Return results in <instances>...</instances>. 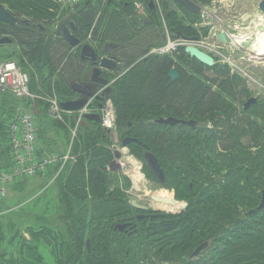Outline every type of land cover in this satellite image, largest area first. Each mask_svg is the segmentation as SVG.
<instances>
[{"label":"trees","instance_id":"obj_1","mask_svg":"<svg viewBox=\"0 0 264 264\" xmlns=\"http://www.w3.org/2000/svg\"><path fill=\"white\" fill-rule=\"evenodd\" d=\"M142 1V4H147L144 0ZM52 2L53 0H0V5H4L18 20L15 26L0 22V39L7 36L13 40L12 45L0 46V61H16L27 73L33 69L37 72L40 68L46 70V72H39L36 88L29 86L30 91L49 97L56 96L57 92L61 98L65 99L60 102H64L75 99V93L71 86L74 83L83 82L85 73L91 66L89 61L81 59L80 49L73 50L60 36L51 34L45 27L52 19L46 15L52 16L49 11ZM94 2L101 3L100 0H89L85 4L78 5L82 7L76 13L79 25L74 22L77 27L76 36L82 44H91L102 56L114 58L125 67L124 73L118 75L110 96L119 116L117 130L122 129L124 123L128 128L127 123L130 121L133 129L127 130L129 135L142 142L155 155H158L159 152L164 153L171 165L178 161L175 159L183 157L186 166L190 168V159L195 155V152L175 140L183 137L193 138L192 132L189 130L167 131L160 134L159 126L153 125L152 121L163 117H173L179 120L195 118L199 122L205 121L207 125L197 133L199 140L196 144L218 158L219 164H211V169H207L209 171L207 174L210 173V170H214V167H222L227 171L224 176L226 177V189L219 193L217 192L218 185L214 186L213 193L208 194L201 201L202 206L197 204L198 207L188 209L182 216L185 219L183 225L188 229V233L190 234L191 230L192 234L194 229L197 232L192 234L193 237H187L183 241L180 235L182 232H180L176 235L181 240L180 243L174 241L169 243L168 247H174L176 255L178 254L177 258H174L172 251L164 253L163 249L157 247V252L153 254L156 257L155 260L148 257L147 252L144 253L145 263L140 257L134 259L128 242L131 244L139 241L144 244L147 238H144L143 231H139L136 236H127L118 230H113L121 213L129 209L127 196L121 187L113 189L112 193L108 191L110 180L107 166L112 161V153L103 144L107 140V136L101 132L102 129H97L101 123L83 120L80 126L83 130L81 135L83 146H78L76 150V152L80 150V157L76 158L71 153L75 157V161L72 163L75 165L73 177L67 183L61 180L59 187L61 194L66 192L68 195L71 193L73 196L82 197L80 202L84 205L81 208L85 215L81 221L83 230L90 231L93 228V233L89 238L92 239V246L96 243V248L92 247L91 255L86 251L83 258L81 249H79L81 245L83 246L82 239L80 240V236H78L74 249H79V251H73L72 247L69 248L70 251H67L69 253L68 261L65 264H168L180 261L184 264H190L192 261H195V264H209L199 260H190L186 256L197 245L203 243V239L207 238L210 233L215 234L218 231L222 233L223 228L227 225L231 228L241 225L242 218H234V210L237 206H242L241 200L244 197L236 186L243 178L244 181H249L247 175L244 177L241 175L246 170L245 166L252 170L256 168V162H258L261 170H264L263 133L225 98L224 94L237 101L246 97L244 92L238 93L239 81L236 75H232L229 68H218L216 65V67L208 68L189 57L184 49H180L172 56L153 55L151 54L152 48L160 44L158 28L161 19L152 17L153 22L146 24L145 19L136 17L135 6L129 0L108 1V4L106 1L104 3L105 9H107L105 14L99 12V4L92 5L95 4ZM165 6L167 12L170 13V15L165 14L167 25L180 31L185 37H196L195 31L191 27H183L181 20L174 22L178 14H182L180 17H184L183 13L169 11L168 6ZM108 9L113 10L110 12ZM184 11L188 12L185 9ZM191 15L193 16V14ZM80 31L83 32L84 38L78 33ZM7 48H17L18 50L9 55L7 52L5 53ZM175 56L176 58H174ZM178 62L185 64L190 71L182 68ZM173 68L179 74L177 80H172L169 77V72ZM213 87L216 89L214 90ZM17 103L29 106L31 101L17 100L7 95L0 97V145L4 146V151H8V158L10 144L7 124ZM40 104L43 103H36L37 109L40 108ZM95 107L97 109L98 104ZM41 113L42 111L39 109V115L36 116L38 132L42 128V117H44ZM167 137L174 140V147H180L179 151L167 147L170 141L168 140L166 143L163 141V138ZM98 139L103 146L96 148ZM132 146L135 150L141 149L138 144H132L130 147ZM254 147L259 149L256 157L251 153V149ZM42 150L45 153L57 152L61 155L65 153L56 149L45 150L42 148ZM230 151L234 153L235 157H233V161L228 162L224 154ZM203 160H210V158L203 157ZM237 164H240L239 168ZM8 166L9 163L2 164L0 168ZM59 168L60 165H56L51 167L50 171H54L53 174H55ZM67 169H64L59 178H67L68 173L65 172ZM192 169L195 170L194 167ZM203 175H206V171ZM200 176L203 178L202 175ZM86 187L90 189L88 191L92 195L91 202H88L86 195L88 188ZM90 203L95 215L86 218ZM105 211L107 213L100 220L98 216ZM262 213L264 211L258 213L252 220ZM104 218L107 221L110 220V223L105 227L102 226ZM172 219L173 217H170L168 220ZM234 220L235 222L231 224ZM154 221H157V218H154ZM175 228V223L166 222L160 225L152 224L144 232L148 233L146 236L151 238L159 236L163 231L171 233ZM237 233L238 230H235L234 240H231L230 243L225 241L221 244L222 249L218 248V252L212 258V264H264V234L256 231L244 235ZM38 235L42 236L41 233ZM197 241L198 243L194 246L193 243ZM5 252L3 243L0 255ZM183 257L186 259L183 260ZM40 262L43 263V260L41 259ZM60 262L61 260L56 264H60ZM34 263L39 264L37 261Z\"/></svg>","mask_w":264,"mask_h":264},{"label":"rangeland","instance_id":"obj_2","mask_svg":"<svg viewBox=\"0 0 264 264\" xmlns=\"http://www.w3.org/2000/svg\"><path fill=\"white\" fill-rule=\"evenodd\" d=\"M106 1L108 4V1L116 0H100L101 3L94 2L95 4H92V2L91 4L93 6L99 4V12L101 14H105L107 12V9H105L104 7V3H106ZM193 1L198 2L200 5H209L211 7V10L206 11L203 9L200 14L193 16L189 12L184 11V17H180L182 16V14H178L174 22L176 23V21L181 20L182 25H184L183 27H191L195 31L198 42L195 44H190L197 46L204 52L211 55L215 59L216 66L218 68H229L232 72V75L237 76L240 85L238 93L244 92L247 96L246 98L256 97L259 99L258 107L252 110L251 113L247 115V117L251 121H256L257 125L262 127V141L264 142V64L257 63L255 62V60L252 61L250 55L247 52L250 44L251 46L254 44V40L246 39L242 41L244 48L240 47V49L238 50L236 49L237 45H235L232 40L231 42H229L230 44L228 43L224 45L217 39V35L221 31H224L229 36V33L232 32V27L236 23L244 22L251 14L256 12L262 0ZM129 2H132L133 4L137 2L143 3V1L141 2V0H129ZM144 2L148 3V0H144ZM162 6L166 12V6ZM81 7L82 6L78 5H70L64 0H53L49 10L52 16L46 14L48 17H52V19L48 21L45 27H47L51 34L56 35L58 27H60L61 25L68 26L70 21H73V23L75 22L77 25H79L76 18V13ZM108 10L111 12L113 9ZM140 18L142 19V17ZM78 33L81 34V37L84 38V34L82 31ZM230 38L232 37L230 36ZM72 49L74 50L75 48ZM17 50V48H7L5 53L7 52L9 55H11V53L13 54ZM174 58H176V56ZM179 64L182 68L190 71V69L185 64L181 62ZM40 71L46 72V70H42V68H40L38 72L34 69L28 72L29 79H31V83L29 81V86L36 88V79L38 78V74ZM117 78L118 76L111 78L113 86ZM213 89L215 90L216 87H213ZM55 95V100L58 101V103H62L60 102V100H65L61 98L57 94V92L55 93ZM224 96L225 98L227 97L226 94H224ZM244 99L236 101L234 104L235 107L240 111L242 110V103L246 102ZM42 103L43 104H40L39 109L40 111H42L44 119L42 121V128L40 129V132L37 133L39 145H41L45 150L56 149L65 153L70 152L76 158L80 157V150H78V152H76V150L78 146L82 145L83 140L81 139V135L83 133V130L80 126L84 118H79L78 112H73L72 117H69L66 114L61 115L60 110L53 112L47 102ZM94 103L92 104V108L94 109L93 111H98L95 107L96 102ZM103 105L104 107L108 106V108H112L114 110L115 128L117 130V119L119 116L117 114V108L115 104L109 99L104 102ZM104 112L105 111L103 108L101 110L102 116ZM257 115H260L262 117V120H260V122L258 121ZM200 122V124H202V127L207 125L205 124V121ZM127 124L128 127L132 126V123L130 121ZM123 125V128L118 130L119 138L123 137L127 133V125L125 123ZM100 127H98L97 129H102L101 132L107 136V140H105L103 144L112 153V161L107 166L110 180L108 190L109 193H112L113 189L121 187L123 191H127V197H129L132 201L141 200L140 202H149V204H151L152 208L154 209L153 213L156 214L158 212L157 210H160L162 214L165 215V217H173L174 219L175 215L178 214L177 210H168L167 207H156L150 202L149 198H146L143 195L144 190H148L152 194H154V196L163 194L174 198L173 192L170 191V189L168 191L162 190L150 178L145 179L143 177V174H145L146 171V167L144 166L145 169H143L141 165L142 162L140 161L142 160L144 151H141V149L135 150L133 146H129L127 148L122 147L120 143L117 144L116 141L112 139V133H109V131L103 125H101ZM50 129H53L54 131L56 129L59 132L61 141L53 138L54 140L49 142L50 140L48 137H50ZM158 131H160L159 133L162 132L161 129H159ZM107 141L108 144H106ZM103 144L99 142L98 139L96 148H98V146H103ZM4 150V146L0 145V166L2 164H10L8 151ZM254 152L256 151L251 150V153ZM202 154L203 157L211 158L212 164H219L217 160L218 158L215 157L214 154L209 156V153H207L205 150H203ZM224 156L226 159L235 157L232 151L224 154ZM72 162L69 163L71 165L67 163L65 165L66 167L61 169L59 173L53 174L54 171L52 172V170L50 171L49 169V173L45 176H42L41 178L26 179L24 177H20L18 179V182L11 188L8 197L4 200H0V249L2 248V245L4 243L6 250L4 254L0 255L1 264H35V261H37V263L39 264H43L44 262L47 264H56L59 260H61L60 264H65L66 261H68L67 255L69 253L67 251H70L69 248L71 247L73 251H79V249H81L80 252H82L84 258L86 252V241L90 237V234L93 233V228L90 231L83 230V223L81 221L84 219L85 215L82 211L83 209L81 208V206L83 205L80 202V200H82V197L78 195L73 196L71 195V193L68 195L66 194V192L61 194V188L59 187L61 180L67 183L69 179H72L74 174L73 171L75 170V165L72 164ZM237 167L239 168L240 164H237ZM65 168H68L67 170H65V172L68 173L67 178H59ZM212 171L213 172L208 175V179L212 181L213 186L218 185L219 189H217V192L222 193L223 189H226L225 184L222 183L226 170L222 167H214V170ZM241 175H243V177L244 175H247V177L250 176V178L248 177V183L247 181L245 182L243 178V180H241L240 183L236 186V188L241 191L244 197L243 200H241L242 206H237V208L234 210V218L243 217L241 225L236 226V228L234 227L235 230H238V235L247 234L251 228L257 229L260 228L261 225L264 226V213L257 216L255 220H252L251 222L247 219H244V213L250 211L251 208L255 207L260 202L258 200L260 199L261 191L264 188V172L261 170L258 162H256L255 169L251 170L249 167H247L245 172L241 173ZM258 177H261V183L259 184L254 181V178L257 179ZM88 190L90 189L88 188L86 190V195L88 197V202H91L92 195ZM254 195L256 197H254ZM68 203L70 204L68 205ZM90 205L92 204H89L90 210L88 209L89 213L86 214V218H90L91 215L92 217L95 215L94 209L92 210ZM179 205H181V203H179ZM105 213H107V211L102 212L101 215L98 216L100 220L104 217ZM167 222H175V219L167 220ZM234 222L235 220L232 221L231 224H233ZM109 223L110 220L107 221L106 218H104L102 226L105 227V225ZM162 223L166 222H162L160 219L158 220V222H156L151 219L140 225V232L143 231L142 234L144 238H147V241H144V244H141V242L139 241L132 242L131 244L130 242H128L134 259H139L138 257H140V259H142V262L145 263L146 259L144 253L147 252V256L155 260L156 257L153 254L157 252V247L163 249L164 253L172 251L174 258L178 257V254L176 255L174 247H168L169 243L174 240L172 237L176 234V232H172L169 236L162 234L161 236H152L151 238H149V236H146L148 233L144 232L147 231L152 224L160 225ZM38 233H41L42 236H39ZM78 236H80V240L82 239L81 243L83 244V246L81 245V248L74 249L75 242ZM165 237H169V239L166 240L164 239ZM207 237L209 238L210 236L208 235ZM226 237L227 236L225 235L223 236L224 242ZM229 237H231V235ZM224 242H218L219 244L216 243L215 246L219 249H222L221 244ZM197 243L198 241L193 243V245L195 246ZM93 245L94 246L92 247H94L95 249L96 243H94ZM191 251H193V249ZM179 254L181 253L179 252ZM208 255V251L203 253L199 261L207 262V260H209V258L207 257ZM186 257H189V255H187ZM186 257H183L182 259L184 260V258L186 259ZM41 259L43 260V263L40 262ZM191 263L195 264L196 262L192 261ZM168 264L184 263L180 261Z\"/></svg>","mask_w":264,"mask_h":264},{"label":"flooded vegetation","instance_id":"obj_3","mask_svg":"<svg viewBox=\"0 0 264 264\" xmlns=\"http://www.w3.org/2000/svg\"><path fill=\"white\" fill-rule=\"evenodd\" d=\"M151 1L154 4V7H155L154 10L149 9V3ZM172 1L175 3V7L177 9V12L183 13L184 12V9L187 10L184 6L179 5L175 0H172ZM190 1L193 2V3H195V4H197V5H199V6H209V5H200L198 2H195L193 0H190ZM162 5H166V4L163 3V2H161L160 0H150L147 4H144L143 5L142 10H139L138 11L136 9V7L134 9V11L136 13L135 14L136 17H138V18L142 17L143 20L144 19L145 20L147 19L146 20V24H148L149 22H150V24L152 23V21H153L152 17L154 19L155 18L161 19L160 26L158 28V30H159V36H160V44L157 45L156 47H153L152 50L153 49H156V48L162 47L166 43V41H167L168 38L173 39V40H176L175 37L178 34L182 35L180 31L176 30L175 28H170L169 25H167L166 19H165V14H167L168 12H167V10L165 12V9H163V6ZM169 11H171V10H169ZM202 11H203V9L201 10V12ZM200 13H198V14H200ZM191 14H193V13H191ZM168 15H170V13H168ZM193 15H197V14H193ZM69 24H68V27H69ZM221 32H224V31H221ZM225 34H226L227 40H228V35H227V33H225ZM75 35H76V33H75ZM162 37H163V41H162ZM187 38H193V37H187ZM184 42L190 44V42H187V41H184ZM197 42H198V39H197V41L195 43H197ZM228 43H229V40H228ZM185 48L186 47H184V48L180 47L177 51H179L180 49H184V51H185ZM153 55L162 56V55H158V54H153ZM172 55L173 54H171V55H165V56H172ZM215 65H216V63H215ZM106 76H108V74H106ZM116 76H118V75H116ZM112 77H115V76H112ZM226 98L232 104V106L235 107L234 104H235V102L237 100H235L231 96H228ZM252 99L255 100V102L252 103L248 107V109H246L245 108V105L247 104V102L249 100H252ZM244 100L246 102L242 103L243 105H242V110L241 111L238 108H236V107L235 108L238 109L240 112H242L243 115H245L247 117V115H249L252 110H254V109H256L258 107V105H259V99L256 98V97H250V98L248 97V98H246ZM94 102H95V100L93 101V103ZM96 103H98V102L96 101ZM89 108L92 109V105ZM96 113H99V112L96 111ZM163 118H165V117H163ZM168 118H170V117H168ZM171 118H173V117H171ZM257 118H258V121L259 122H260V120H262V117L260 115H257ZM182 120H187V121L192 120V121H195L196 124H195L194 127H191V126H180V125H177V126H174V127L168 126V125H158V126H159V129H161V131H162L160 134H163V133H165L167 131H177L178 132V131H188L189 130V131L192 132L191 135H192L193 138L183 137V138H176V140H175V141H179V144L180 145L182 143L186 147H188L189 149H191V150H193L195 152V155H193L191 157V159H190L191 160L190 161V168H188L186 166L187 164L185 163V160H184L183 157L181 159H175V160H178V161H175L174 162V165H171L170 161L168 160V157L164 153L159 152L158 155H155L145 145H143V146L139 145L141 147V149L144 151L143 152V156H142V160L140 161V162H142V164H141L142 165V168L145 169L144 166L146 167V171H145V174H143V177L145 179L146 178H150L154 183H156L160 187V189L165 190V191H168L170 189V191L173 192V196H174L175 199L173 197H171V196H167V195H164L163 196L162 195L163 198H164V200H161L162 201L161 204L163 206L165 205L166 207H173L171 205L174 204L175 206L178 207L177 208V213L178 214L175 215V218H174L175 219V222H173V223L176 224V228H175L174 231H172V232H176V234L172 238L174 239L173 240L174 242H179V243H180L181 240H179V237L176 236V235H178L180 232H182V234H180L181 237H182V241L185 240L187 237H193V235L196 234V232H197V230L194 229L193 232H192L193 235L191 234V230H190V234L191 235L188 233V229L186 228V226L183 225V223L185 222V219L182 218V216L185 214V212L188 209H190V208L192 209V208L198 207L197 204H201L202 203L201 201L205 197H207L208 194L213 193V191H214V186L212 185V181L210 179H208V175L211 173L212 170H210V173L207 174L209 172L207 169H211L210 167H211V164H212V162H211L212 160L210 158V160L204 161L203 160V154H202V152L205 149L197 146V144H196V142L199 140L197 138L198 137L197 136V133H199V131L202 130V128H203L202 127V124H200V122L198 120H196L195 118H188V119L187 118H184ZM251 122H253L258 127V129L260 131H262V127H260L259 125H257V122L256 121H253L252 120ZM132 129H133V127L132 126H129L127 130L129 131V130H132ZM117 136H118L119 143L121 144V141L124 138L130 137L132 135H129L127 133L126 136L124 135L123 137H120L119 138V131H118L117 132ZM130 138H134V137H130ZM168 140L170 141L168 143V146H167V147H169V149H173V150H176L177 149V151L180 150V147L179 148H175L174 147V140L172 138H168V137L167 138H163V141L165 143L168 142ZM204 141H206V140H204ZM131 145L132 144H130L129 146H131ZM165 149H166V147H165ZM147 150L150 151V152H152L155 155V157L157 158V160H158V162L160 164V167H161V169L163 171L164 180H161L158 177H156L149 170V168L147 167V164H146V162L144 160V153ZM251 150H255L257 152V150H259V149H256L254 147V149H251ZM256 152L253 153V156L254 157L257 156V153ZM210 155L211 154H209V156ZM227 161L228 162L233 161V157L230 158V159L228 158ZM204 163H205V166H204ZM191 167L192 168L194 167L195 170H193ZM245 168H247V167L245 166ZM205 171H206V175H203L205 173ZM263 172H264V170H263ZM200 175H202L203 178H201ZM223 179L224 180L222 181V183L226 184V177H224ZM247 180H249V179L247 178ZM255 181H256L257 184L261 183V177H258ZM248 182L249 181H247V183ZM217 189H219L218 186H217ZM263 190H264V188H263ZM262 191H261V197L258 200L260 202H261V199H262ZM125 193H127V191H125ZM143 195H144V197L149 198L150 199V202L152 203L151 197L154 196V194H152L148 190H144ZM126 196H127V194H126ZM157 197H158V195H157ZM254 197H256V196L254 195ZM129 199L130 198L127 197V200H128L127 203L129 205V209L127 211L121 213L120 219H119V221H116V224L113 227V230L118 229V227L120 225H127V227L121 233H123V234H125L127 236H133V235L136 236L138 234V232L140 231V225L143 224L144 222L149 221L151 219L154 220V218H157V221L156 222H158L159 219L162 222L163 221L167 222V220L169 219L168 217H165V215H163L160 210H157L160 213H158V212L156 214L153 213L154 212V209L152 208L151 204H149V202H147V203L146 202H140L141 200H136V201L134 200V201H132L131 199L130 200ZM176 200L179 203H181V205H179V203ZM260 202L255 207L251 208L250 211H253V210L257 209L258 206H259V204H260ZM202 205L203 204H201V206ZM250 211L244 213V216H245L244 219H247L248 221L251 222L254 216H256L258 213H261L264 210L259 211V212H256L253 215H249V212ZM250 217H251V219H248ZM174 219H172V220H174ZM242 221H243V217L241 219V222ZM243 225H245V224H243ZM253 231L262 232L264 234V226L261 225V227L260 228H257V229L251 228L248 233H253ZM234 232H235V228H231L230 226L227 225V226H225V228H223L222 233H220L219 231L217 233H215V234L210 233V235H209L210 237L209 238L207 237V239H204V242H203V243H207L208 244V248L204 252H202L201 255L198 258H196L194 260H200V257L202 256V254L208 251L209 252V255L207 257L209 258V260H207V262L209 264H212L213 263L212 258L218 252V248L215 246V244L216 243L219 244L218 242H224V239H223V236L224 235L227 236L226 239H225V241L227 243H230V241L233 240V234H234ZM171 233L170 232L165 233L163 231L160 235L163 234V235L169 236ZM231 234H232V236L229 237ZM164 239L168 240L169 237H167V238L165 237ZM203 243H201V244H203ZM201 244L197 245V247L200 246ZM197 247H195L193 249V251ZM193 251H191V253ZM191 253H189V256H190Z\"/></svg>","mask_w":264,"mask_h":264},{"label":"water","instance_id":"obj_4","mask_svg":"<svg viewBox=\"0 0 264 264\" xmlns=\"http://www.w3.org/2000/svg\"><path fill=\"white\" fill-rule=\"evenodd\" d=\"M161 2L168 5L171 11L177 12L175 7V3L172 0H160ZM179 5L184 6L189 12L193 14H198L202 9L206 11H210L211 8L209 6H199L190 0H175ZM149 9L154 10V4L151 1L149 3ZM258 9L264 14V0H262L258 6ZM17 18L11 13L4 5H0V22H3L10 26H15L17 24ZM77 32V27L73 22H70L69 27L67 25H61L56 34L60 36L70 47L75 49H80V57L83 61H89L90 68L85 73V81L81 83L72 84L71 88L75 94L78 95V98L75 100H69L60 103V107L62 110L67 112H78L84 109L86 106L90 104V101L98 102V109H103V103L110 99L111 93L113 91V85L111 81L112 76L121 75L125 71V67L119 63L114 58H109L107 56H102L95 48L89 43H81V40L77 38L75 33ZM176 40H183L190 43H195L197 38H187L178 34L175 37ZM217 39L222 44H228L227 36L224 32H220L217 36ZM13 40L10 37H3L0 39V45H12ZM185 53L191 57L192 59L197 60L199 63L206 67L215 66V59L202 51L201 49L194 46H187L185 48ZM108 74V76H106ZM169 77L172 80H177L179 78V74L176 69H171L169 72ZM255 100H249L245 105V108L254 103ZM86 120H90L96 123H101L102 118L99 113L93 114H84L82 116ZM154 125H168V126H195V121L192 120H179L175 118H160L152 121ZM117 144H119V140H115ZM138 144L143 146L142 142H140L136 138H124L121 141V146L126 148L130 144ZM144 160L147 164L149 170L159 179L164 180L163 171L160 167V164L155 157V155L146 151L144 153ZM149 194V193H148ZM157 196H152L151 199L155 201H159ZM264 210V190L262 191V199L257 209L250 211L249 215H253L256 212ZM127 227V225H120L118 227L119 232H123V230ZM208 248L207 243H203L198 246L191 254L190 259L198 258L202 252H204ZM86 251L89 255L92 254V240L88 238L86 241Z\"/></svg>","mask_w":264,"mask_h":264},{"label":"built area","instance_id":"obj_5","mask_svg":"<svg viewBox=\"0 0 264 264\" xmlns=\"http://www.w3.org/2000/svg\"><path fill=\"white\" fill-rule=\"evenodd\" d=\"M70 5H82L89 0H64ZM136 9L142 10V3H134ZM189 43L182 40H173L168 38L166 43L153 49L151 54L171 55ZM28 73L21 69L20 65L13 60L0 61V97L12 96L17 100L28 99L31 101L29 106L17 103L14 113L7 124V132L10 144V164L6 168H0V200L8 197L11 188L18 182L20 177L26 179L41 178L47 175L49 169L60 165L61 169L75 158L70 152L59 154L57 152L45 153L38 142V124L35 115L36 103L47 102L51 110L61 112V115L70 113L60 108V103L54 97L35 94L30 91ZM102 116V125L110 133H116L114 110L105 106ZM91 109L85 107L79 112V118L85 113H90ZM111 126V127H108Z\"/></svg>","mask_w":264,"mask_h":264},{"label":"bare ground","instance_id":"obj_6","mask_svg":"<svg viewBox=\"0 0 264 264\" xmlns=\"http://www.w3.org/2000/svg\"><path fill=\"white\" fill-rule=\"evenodd\" d=\"M228 36L229 42L235 43L236 49L243 47L242 41L246 39L254 40V44L247 49L248 54L250 55L251 60H255L257 63L264 64V14L258 9L256 12L251 14L244 22L236 23L232 27V32ZM230 36L232 38H230ZM230 44V43H229ZM187 46H194L193 44H188ZM186 46V47H187ZM244 48V47H243ZM160 119V118H159ZM158 126V125H157ZM108 127H111L108 125ZM109 130V128H107ZM110 133V132H109ZM112 139L116 140V136L112 133ZM75 158V157H74ZM72 161L68 162L71 163ZM74 162V161H73ZM72 162V163H73ZM66 167V166H65ZM163 194L158 195V200L155 201L152 199V203L156 207L165 208L166 206L161 204V200H164ZM173 207H167L168 210H177V206L172 204Z\"/></svg>","mask_w":264,"mask_h":264},{"label":"crops","instance_id":"obj_7","mask_svg":"<svg viewBox=\"0 0 264 264\" xmlns=\"http://www.w3.org/2000/svg\"><path fill=\"white\" fill-rule=\"evenodd\" d=\"M162 41H163V37H162ZM78 98V95L77 94H75V99H77ZM74 99V100H75ZM35 112H36V115L38 116L39 115V108L37 109V106H36V110H35ZM91 112H96V111H91ZM67 116H69V117H72V113H65ZM43 119H44V117H42V121H43ZM83 120H86V119H83ZM88 121H90V120H88ZM49 136L50 137H48L49 138V142H51V141H53L54 139L53 138H56L57 140H59V141H61L60 140V135H59V132L55 129V131L52 129H50L49 130Z\"/></svg>","mask_w":264,"mask_h":264}]
</instances>
